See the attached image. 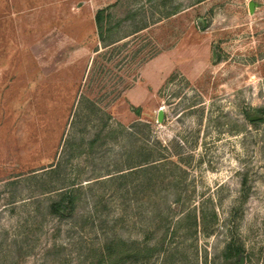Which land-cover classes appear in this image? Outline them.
Here are the masks:
<instances>
[{
    "label": "rangeland",
    "instance_id": "374dc122",
    "mask_svg": "<svg viewBox=\"0 0 264 264\" xmlns=\"http://www.w3.org/2000/svg\"><path fill=\"white\" fill-rule=\"evenodd\" d=\"M104 7L136 14L108 48ZM227 245L264 264V0H0V264H237Z\"/></svg>",
    "mask_w": 264,
    "mask_h": 264
},
{
    "label": "trees",
    "instance_id": "16d2710c",
    "mask_svg": "<svg viewBox=\"0 0 264 264\" xmlns=\"http://www.w3.org/2000/svg\"><path fill=\"white\" fill-rule=\"evenodd\" d=\"M110 10H111L110 7H104V8L99 9L95 15L96 36H97L98 42L103 45V48L111 47L117 42H119L121 39H123V37L119 38L116 36L118 34L115 30L116 27L117 26L119 27L125 21L131 20L133 18L132 16L136 17V14H133V15L127 14L125 18L120 19L119 21L115 23L113 13ZM172 14H175V13H172ZM130 26L133 27L130 35H134V34H137L147 29L149 27V22L143 19L141 23L132 22ZM87 102L90 106L95 107V104L93 102L91 101H87ZM251 114H253L252 111L247 112V116L249 119L251 117ZM99 137H101L100 134L97 135V139ZM96 140H93L89 143L90 149H92L95 146V142H97ZM103 143L104 142H102V144ZM156 161H157L156 157H154L153 153H151V151L149 150H145V151H141V154H139V160L137 161L136 166L142 167L144 169L151 168ZM132 165L133 164L131 163L129 164V168L127 169L128 171L133 169V167H131ZM74 192L75 191H69V192L62 191L59 195V199L54 201L52 205L50 206L51 213L54 215L60 216L62 218L70 217L73 214L76 208V203H77V197L74 195ZM194 226L195 227L197 226L196 219L194 221ZM108 246H107V250H110L111 248L110 247L108 248ZM118 247L119 246L117 245L116 248ZM124 252H123V249L119 248L117 249L116 252L112 254H116L114 255L116 258L118 257L119 260H123L125 258L124 256L126 255ZM112 254L111 253L109 254L110 258ZM144 256L149 258L151 256V251H148L147 253H145ZM241 256H244V252L241 247L239 246L232 247L230 245L226 246L225 251H224L225 261L227 262L234 261L235 263H238ZM116 261L112 262L111 264H115Z\"/></svg>",
    "mask_w": 264,
    "mask_h": 264
},
{
    "label": "water",
    "instance_id": "95a60500",
    "mask_svg": "<svg viewBox=\"0 0 264 264\" xmlns=\"http://www.w3.org/2000/svg\"><path fill=\"white\" fill-rule=\"evenodd\" d=\"M248 6H249L250 13L253 14L257 7V4L251 1ZM163 119H164V112L161 109L158 112V118H157L158 123H162ZM258 119L259 117H250V121H256ZM237 264H245V258L241 256Z\"/></svg>",
    "mask_w": 264,
    "mask_h": 264
}]
</instances>
